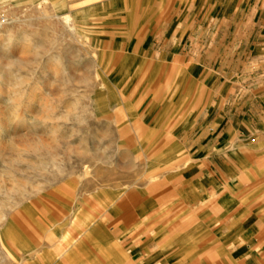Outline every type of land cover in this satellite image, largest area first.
Masks as SVG:
<instances>
[{"label":"rangeland","instance_id":"obj_1","mask_svg":"<svg viewBox=\"0 0 264 264\" xmlns=\"http://www.w3.org/2000/svg\"><path fill=\"white\" fill-rule=\"evenodd\" d=\"M2 14L0 264L34 248L47 256L31 264H141L135 241L151 247L159 231L176 243L198 226L171 183L198 163L193 140L218 86L200 47L213 60L224 48L227 63L249 50L264 0H0ZM242 134L228 152L236 213L264 239V144ZM198 227L177 263L230 264Z\"/></svg>","mask_w":264,"mask_h":264},{"label":"crops","instance_id":"obj_2","mask_svg":"<svg viewBox=\"0 0 264 264\" xmlns=\"http://www.w3.org/2000/svg\"><path fill=\"white\" fill-rule=\"evenodd\" d=\"M179 29L180 26L173 31L174 35ZM254 36L258 38L249 50H232L230 63L226 62L224 48L213 60L208 58L209 47H200L199 64L207 70L208 82H217L218 86L203 108L205 125L193 140L192 154L198 163L171 183L178 201L201 213L195 223L206 231L209 229L210 234L203 243L213 245L211 254L224 257L230 264H264V251L261 250L264 239L260 231L255 232L256 223L249 224L244 215L236 213L237 195L232 182L235 166L228 153L230 147L236 146L233 143H239L241 133L255 137L256 144H264V34ZM180 46L182 44L175 40L173 49ZM192 52V48L184 51L189 57ZM198 226L194 225L186 235L177 236L176 243L169 238L162 242L160 237L164 234L161 236L159 231H154L151 247L143 241H135L132 250L140 254L141 264H148L149 260L153 264H178L179 253L190 252L189 249L195 251L193 246L185 245L201 242ZM88 229L84 228L83 233ZM81 235L69 238L64 247L59 243L51 254H63ZM33 251V255L24 257L23 264H31L32 259L37 263L45 261L46 250L34 248Z\"/></svg>","mask_w":264,"mask_h":264},{"label":"built area","instance_id":"obj_3","mask_svg":"<svg viewBox=\"0 0 264 264\" xmlns=\"http://www.w3.org/2000/svg\"><path fill=\"white\" fill-rule=\"evenodd\" d=\"M9 22V19L4 14L0 15V30Z\"/></svg>","mask_w":264,"mask_h":264},{"label":"bare ground","instance_id":"obj_4","mask_svg":"<svg viewBox=\"0 0 264 264\" xmlns=\"http://www.w3.org/2000/svg\"><path fill=\"white\" fill-rule=\"evenodd\" d=\"M64 20H65L66 23H69L70 18L69 17H65ZM7 31H8V33H7L8 36H10V33H9L10 31L9 30H7Z\"/></svg>","mask_w":264,"mask_h":264}]
</instances>
